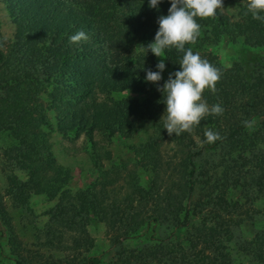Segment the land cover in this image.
I'll return each mask as SVG.
<instances>
[{"label": "trees", "instance_id": "obj_1", "mask_svg": "<svg viewBox=\"0 0 264 264\" xmlns=\"http://www.w3.org/2000/svg\"><path fill=\"white\" fill-rule=\"evenodd\" d=\"M7 1L18 29L17 41L9 45V51L4 53L0 47V129H9L19 138L18 164L27 169L29 175L26 181L12 175L8 191L14 204L19 207L28 203L32 193L47 194L52 200L59 197L47 224L49 243L59 235L57 232L84 228V215L89 220L96 217L107 221L109 209L94 187L75 194L65 189L71 177L70 169L56 163L46 134L41 129L43 126L51 127L42 111L39 96L43 91L41 85L52 78H56L59 84L66 77L71 92V97L67 98L69 108H58L56 129L77 134L85 130L92 143V131L101 125L100 119L107 111L96 107V112L91 111L87 116L85 112L89 110L85 105L78 106L79 103L92 94L99 84L109 94L124 91L141 93L143 88L136 80L141 74L140 67L130 54L132 44L136 38L149 32L153 25L159 27L158 20L169 14L171 2L162 0L153 9L149 6L150 0ZM233 2L240 5L237 19L232 20L218 10L211 19L214 39L241 38L251 47L264 48V21L252 18L246 7L247 0H224V4ZM261 15L264 16V13ZM81 30L88 39L79 44L70 43V37ZM37 42L40 43L39 47L36 46ZM165 54L169 65L175 71H180L179 64L184 53L171 47L165 49ZM209 62L219 70L220 79L216 92L206 89L203 96L210 107L219 104L223 113L208 114L199 125L194 126L203 137L204 145L196 152H189L186 161L190 166L189 177L183 185H178L185 195L196 193L198 204L195 210L213 209V224L204 222L199 228H191L190 218L194 213L187 211L183 217L174 213L171 207L182 193L175 192L174 186H168L165 194L168 206L159 210L158 216L164 218L167 213H172L170 219L175 223L174 231L184 226L190 227L192 234L188 246L184 248L180 245V253L167 252V246L135 248L127 256L138 263L163 264L161 259L167 256L175 264H233L227 243L234 238L232 227L241 221L235 216L239 215L242 207L239 201L230 200L229 194L233 190H240L252 200L264 197V120L257 130L254 128V121L264 117V59L254 62H258V65L252 71L244 70L239 63L225 68L213 59ZM114 101L113 108L107 112L108 118L114 116V123L116 118L122 121L131 114L143 116L149 113L154 117L160 113V106L154 108L152 98L144 102L137 98ZM245 121L250 122L251 126H246ZM157 129L160 136L164 135L174 142H180L187 136V132L169 136L162 125H158ZM209 129L218 132L221 139L207 143L205 132ZM149 145L144 149L143 158L151 161L157 173L160 164L157 157H152L154 147ZM217 148H221V172L206 168L200 171L201 177H207L203 184L201 179L195 182L193 178L198 171L195 156L203 149ZM92 159L98 161L97 154L92 155ZM155 187L156 183L150 190L140 187L139 192L143 197H153ZM0 207V216L8 224V213L3 205ZM119 213V208L111 212L112 217L121 222L123 218ZM114 223L115 220L112 225ZM134 227L127 226L114 238V242L119 244L124 238L132 237V233L139 229L137 222ZM15 244L11 242L12 251L18 254L14 264H29L19 254ZM238 248L258 264H264V233L256 234L252 241L238 243ZM64 263L69 264L66 261L49 264ZM99 263L98 256H89L81 264Z\"/></svg>", "mask_w": 264, "mask_h": 264}, {"label": "rangeland", "instance_id": "obj_2", "mask_svg": "<svg viewBox=\"0 0 264 264\" xmlns=\"http://www.w3.org/2000/svg\"><path fill=\"white\" fill-rule=\"evenodd\" d=\"M224 8L217 10L232 20L238 18L239 3H226ZM211 19L213 17L196 18L200 25V34L195 43L185 45V51L191 48L194 54L199 53L202 59L208 61L213 59L225 68L239 63L244 70L256 69L258 62L257 64L254 62L260 58L264 59V48L251 47L241 38L235 40L224 38L216 41L212 33ZM17 29L14 17L9 11L8 1L0 0V47L4 53L9 51L10 44L17 41ZM158 30V25H153L149 32L133 41L130 51L132 59L137 67H140L141 74L136 80L143 88L141 93L124 91L109 94L99 84L95 91L78 105L87 107L86 110L89 112L85 113L88 116L91 111L96 112V107L105 108L108 112L117 99L137 98L138 101L144 102L152 98L155 102L154 108L158 109V105L160 106V113L157 116H150L149 113L143 116L131 114L126 118L120 117L122 121L116 118L117 121L114 123V116L108 118L107 112H104L100 119L101 125L92 131V145L85 130L77 134L63 133L56 129L58 108L62 110L69 108L67 98L71 97V92L66 77L64 76L59 84L56 78H52L41 85L43 91L39 96L42 111L51 125L50 128L43 126L41 129L46 134L56 163L70 169L71 177L65 184V189L75 194L88 188H96L100 199L110 210L107 213L109 217L107 221H101L96 217L89 220L84 215L82 218L84 228L75 231L64 229L62 233L57 232L59 235L53 242L48 243L47 224L51 210L57 206L59 197L52 200L47 194L32 193L26 205L19 207L14 204L8 191L10 177L16 175L26 181L29 175L28 170L18 164L19 138H16L9 129H0V206L3 205L6 209L9 219L7 224L0 216V264H14L18 254L12 251L11 242L16 243L19 254L29 264H49L56 261L81 264L89 256H98L99 264H141L131 257L128 258L127 254L143 246H167L169 249L167 252L180 253V245L184 248L188 246L191 228H199L204 222L208 225L213 224L212 218L215 216L212 213L213 209L207 207L204 210L200 208L195 210L198 204L196 193L191 196L185 195L178 185H183L189 177L190 166L186 162L187 156L189 152H196L203 147V137L195 127L187 132V136L180 142H174L158 134L160 130L157 126H164L162 117L166 114L167 107L163 93L158 91V87L163 88L169 75L176 72L175 68L169 65L164 50L161 55L166 67L159 84L147 82L145 79L147 70L158 71L156 65L161 58L144 47L155 42ZM39 45L37 42L36 46ZM202 101L207 103L203 95ZM207 105L210 107L208 103ZM263 120L264 117H260L254 121L255 130ZM149 143L154 147L153 152L151 151L152 157H157L160 164L158 175L153 170L155 167L151 161L143 158L144 149L150 146ZM96 154L98 161H93L92 155ZM195 163L198 165V171L193 180L197 182L201 179L203 184L207 177H201V170L205 171L207 168L221 172V148L203 149L195 156ZM154 183H156L154 196L143 197L139 188L150 190ZM168 186H174L175 192L182 193L181 198L171 207L174 213H178L180 217L185 216L187 211L194 213L190 218L191 228L184 226L174 231L175 223L170 219L172 213H167L164 218L158 216V211L165 205L168 206L165 199ZM229 198L232 201H239L242 207L239 215L235 216L241 221L232 227L234 238L227 243L233 264H258L238 248V243L252 241L256 234L264 233V197L252 200L240 190H233ZM115 208H119V215L123 218L121 222L112 217L111 212ZM113 220L115 223L112 225ZM156 220L157 222H154ZM135 222L138 223L139 229L132 233V237L124 238L119 244L115 243L114 238L121 234L123 229L126 230L127 226L134 227ZM206 249L210 250L208 247ZM161 261L163 264H175L171 263L167 256Z\"/></svg>", "mask_w": 264, "mask_h": 264}, {"label": "clouds", "instance_id": "obj_3", "mask_svg": "<svg viewBox=\"0 0 264 264\" xmlns=\"http://www.w3.org/2000/svg\"><path fill=\"white\" fill-rule=\"evenodd\" d=\"M161 2L162 0H150L149 6L155 9ZM170 2L169 14L161 16L158 20L159 30L155 35V42L144 46L161 58L156 65L158 71L147 70L145 79L147 82L159 84L166 67L161 55L165 49L175 47L184 53L179 64L181 70L170 74L163 88L158 87L167 106L166 114L162 117L164 129L169 136L172 134L179 136L199 125L206 115L223 113V108L219 104L209 107L202 101L206 89L216 92V84L220 79L219 70L208 60L202 59L199 53L194 54L191 48L185 51V45L195 43L200 34L197 17L201 19L215 17L217 9L225 8L224 0H170ZM246 7L253 19L264 21V16L261 15L264 13V0H247ZM87 39V34L81 30L70 37V43L79 44ZM245 125L251 126L248 121H245ZM205 137L207 143L221 139L220 134L211 129L205 132Z\"/></svg>", "mask_w": 264, "mask_h": 264}]
</instances>
